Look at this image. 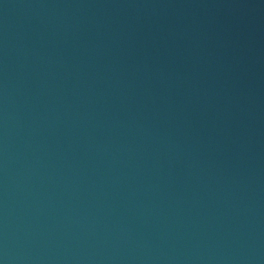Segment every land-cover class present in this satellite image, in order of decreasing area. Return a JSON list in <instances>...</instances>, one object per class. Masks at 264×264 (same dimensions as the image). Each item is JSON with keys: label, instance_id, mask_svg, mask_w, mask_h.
I'll use <instances>...</instances> for the list:
<instances>
[{"label": "water", "instance_id": "obj_1", "mask_svg": "<svg viewBox=\"0 0 264 264\" xmlns=\"http://www.w3.org/2000/svg\"><path fill=\"white\" fill-rule=\"evenodd\" d=\"M0 264H264V0H0Z\"/></svg>", "mask_w": 264, "mask_h": 264}]
</instances>
